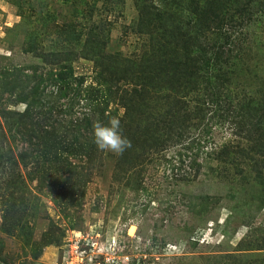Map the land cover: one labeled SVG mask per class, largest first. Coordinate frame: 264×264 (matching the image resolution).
Returning <instances> with one entry per match:
<instances>
[{
	"label": "rangeland",
	"instance_id": "obj_1",
	"mask_svg": "<svg viewBox=\"0 0 264 264\" xmlns=\"http://www.w3.org/2000/svg\"><path fill=\"white\" fill-rule=\"evenodd\" d=\"M237 1L0 0V264H264V0ZM116 115L122 155L92 141Z\"/></svg>",
	"mask_w": 264,
	"mask_h": 264
},
{
	"label": "trees",
	"instance_id": "obj_2",
	"mask_svg": "<svg viewBox=\"0 0 264 264\" xmlns=\"http://www.w3.org/2000/svg\"><path fill=\"white\" fill-rule=\"evenodd\" d=\"M145 1V0H144ZM147 1V3L145 4V7H147V8H150V9H152V10H158L159 12H157V13H160L161 15H164V14H167L168 13V4H169V1L170 0H146ZM241 1V4H240V2H239V0L237 1V3H238V7H237V10H236V13L237 14H239V15H248V13L249 12H251V10H252V6H253V4L251 3V1L250 0H246V2L244 3L243 2V0H240ZM160 7H162L161 9H160ZM201 11H202V18H198L197 20H196V18L195 19H192V22L194 23V25H193V27L195 26V29H196V31L197 32H199V31H201V32H203L204 30H205V27H207V26H205V25H202L201 24V21L203 22V21H206L207 19H212L211 21H217V20H219V19H215V18H213V15H212V13H211V10H210V8H208V7H201ZM264 15V14H263ZM243 20H236V21H234V23H239V22H242ZM141 22V21H140ZM140 22H139V24H140ZM240 24V23H239ZM243 27V26H242ZM96 29H97V27L94 25V26H91L90 28H89V30H90V33H95L96 32ZM78 33H76L73 29H71V41L73 40V38L77 35ZM182 36H183V38L184 39H188L187 37H186V35L182 32V34H181ZM231 36V35H230ZM186 37V38H185ZM94 43H97V42H94ZM98 46H94V48L93 49H90L91 51V53H93L95 50V48H97ZM159 44H157V48L159 49ZM157 49V50H158ZM86 50V49H85ZM100 50H101V47H99V50H98V52L96 53V54H94V55H97V57H98V55L100 54ZM88 50H86V53H90ZM95 53V52H94ZM189 57H187V59H188ZM194 68V67H193ZM178 72V71H177ZM195 74H196V72H195V70L193 71V73H192V75L195 77ZM23 75V74H22ZM35 81L36 82H38L39 81V79L37 78V80L35 79ZM33 88V87H32ZM77 88H79V86L77 87ZM34 90H33V93L34 94H38V91H39V89H40V85L39 86H37V87H35V88H33ZM135 94L137 93L136 91H133ZM40 94H41V92H40ZM133 94V93H132ZM88 115L91 117V118H93V120H94V118H95V115H94V109L91 107V108H89V110H88ZM28 113V112H27ZM14 114H16L15 116H13V119L16 121V123H18L19 122V125L17 126V128H16V130L15 131H17V135L18 136H21V137H23L24 136V134H27V131L30 133V131L28 130V128L27 127H23L22 125H24V116H25V113H23V114H17V113H14ZM13 115V114H12ZM18 115V116H17ZM23 121V122H22ZM27 129V130H26Z\"/></svg>",
	"mask_w": 264,
	"mask_h": 264
},
{
	"label": "clouds",
	"instance_id": "obj_3",
	"mask_svg": "<svg viewBox=\"0 0 264 264\" xmlns=\"http://www.w3.org/2000/svg\"><path fill=\"white\" fill-rule=\"evenodd\" d=\"M92 141L100 151L122 155L131 147V141L123 134L121 116H111L107 121L97 119L92 125Z\"/></svg>",
	"mask_w": 264,
	"mask_h": 264
}]
</instances>
